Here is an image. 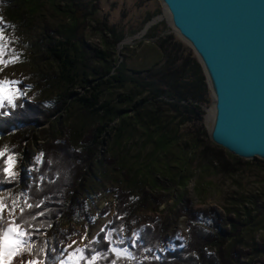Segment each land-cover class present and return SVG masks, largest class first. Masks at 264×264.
Masks as SVG:
<instances>
[{
	"label": "trees",
	"instance_id": "1",
	"mask_svg": "<svg viewBox=\"0 0 264 264\" xmlns=\"http://www.w3.org/2000/svg\"><path fill=\"white\" fill-rule=\"evenodd\" d=\"M2 3L11 21L27 27L43 19L47 4L68 20H45L37 41L47 67L38 80L19 84L15 108H0V132L9 136L18 159L28 162V172L14 180L0 173V199L8 205L2 215L11 210L13 198L21 206L25 199L40 203L23 213L17 207L14 213L29 238H37L32 248L36 259L46 264L59 260L63 245L79 233L76 225L94 224L91 202L110 183L115 205H106L99 215L114 212L95 239L81 247L87 259L79 264H88L97 253L93 264H264V242L243 243L244 233L257 232L264 223V204L257 194L250 202L247 196L234 201L226 214L216 206L194 210L187 202L171 220L148 216L141 224L140 211H158L170 184L186 187L207 154L215 156L207 129L203 136L211 145L187 128L203 125L210 92L190 46L183 52L171 36L161 39L162 60L137 69L116 58L123 34L114 26H107L111 37H105L104 48L87 43L84 30L96 2L0 0V7ZM152 28L150 37L155 36ZM47 90L42 97L28 96ZM181 216L187 218L188 237L177 235L172 248L163 249ZM137 224L134 238L127 237ZM114 247L131 256L123 251L118 256Z\"/></svg>",
	"mask_w": 264,
	"mask_h": 264
},
{
	"label": "rangeland",
	"instance_id": "2",
	"mask_svg": "<svg viewBox=\"0 0 264 264\" xmlns=\"http://www.w3.org/2000/svg\"><path fill=\"white\" fill-rule=\"evenodd\" d=\"M80 2L97 3L96 12L86 21L85 37L87 43L105 47V37L110 38L107 26H114L116 32L123 34L122 40L134 37L127 42L120 41L116 45V58L120 61H127L129 67L137 69H146L154 66L162 60V50L159 48V41L171 36V41L179 43V47L183 52L187 51L189 46L174 31L169 22V15L163 8L161 0H78ZM63 7L64 5L61 4ZM5 4L0 7V26H3V36L5 39L2 43L5 45L4 55L0 56V60H8L15 53L18 60L15 63L0 64V80L8 78L9 80L19 81L20 83H32L38 80L39 71L47 67L45 59L40 58L42 49L38 46V36L42 32L45 20L51 24L67 22V18L60 14L55 8L47 4L44 7L43 19L38 18L31 27L24 24L11 21L4 12ZM154 20L152 25L142 33L145 25ZM155 31V36L150 37L151 29ZM119 45L121 46L119 50ZM19 83V84H20ZM19 84L15 87L17 95L20 91ZM49 93L44 91H33L28 96L42 97ZM212 96L209 92V101L206 104V114L203 125H187V128L199 134L200 141L211 145L209 138L203 136L204 129H207L206 120L211 107ZM5 145L10 149L11 140L5 133L0 132V149ZM214 147L215 156L207 154L209 157L201 164V169L195 170V176L189 181L186 187L174 186L170 184L169 190L166 191L167 200L160 205L158 211L142 210L139 215L141 224H143L148 216H154L160 221L171 220L180 209L185 208L187 202L193 204V209L208 208L216 206L223 214H226L228 207L235 204L234 201L240 203L241 197L247 196L250 199L253 195H260L264 204V162L255 157L247 159L243 157L232 156L225 148L219 146ZM209 153V152H208ZM14 172H28V162L26 159H18L16 156V164L12 169ZM110 183L97 194V200L91 202L90 210L96 215L94 224L90 227L85 226L84 222L78 223L76 228L79 233L73 236L60 250L59 260L54 264H61L62 261L70 264V257L76 253L87 241L95 239L98 232L104 227L105 223L111 219L114 212L112 209L108 215H99L106 205L114 207L115 202L113 195L109 192ZM102 192V193H101ZM183 194L181 202L177 205L178 197ZM236 199V200H234ZM4 218L10 220L8 214L5 213ZM186 216H181L176 224L167 234L163 249L172 248L173 239L180 235L183 239L188 237V225ZM264 220V219H263ZM139 228V224L135 225L128 233L127 237L134 238V229ZM243 243L246 242H264V223L257 232L248 231L244 233ZM254 236V237H252ZM37 239V238H36ZM36 239H30L33 249L36 248ZM73 240L78 241V246L68 253H64V247ZM79 255V253H77ZM25 257H29L25 253ZM36 264H46L42 259H36L34 255L30 256ZM21 257H14L11 262H16ZM264 258V257H263Z\"/></svg>",
	"mask_w": 264,
	"mask_h": 264
},
{
	"label": "water",
	"instance_id": "3",
	"mask_svg": "<svg viewBox=\"0 0 264 264\" xmlns=\"http://www.w3.org/2000/svg\"><path fill=\"white\" fill-rule=\"evenodd\" d=\"M161 2L206 76L211 141L239 157L264 160V0Z\"/></svg>",
	"mask_w": 264,
	"mask_h": 264
},
{
	"label": "snow or ice",
	"instance_id": "4",
	"mask_svg": "<svg viewBox=\"0 0 264 264\" xmlns=\"http://www.w3.org/2000/svg\"><path fill=\"white\" fill-rule=\"evenodd\" d=\"M4 28L0 26V56L4 55L5 45L2 41L5 39L3 36ZM18 60V56L14 53L13 56L8 60H0V64L7 65L10 63H15ZM2 70V69H0ZM19 81L9 80L8 78H4L0 80V108H4L6 105L11 106L12 108L16 107L15 100L17 96L16 85L19 84ZM7 156L6 159L0 161V173H4L6 178L10 180L16 179L18 173L14 172L12 169L16 164V155L5 145L2 149H0V157ZM43 153H41V157ZM41 157H37L39 161ZM3 180H0V183H3ZM40 203L35 205L28 203L27 199L24 200L23 206L19 205L15 198L12 199L11 210L8 215L11 217L10 220H4L3 212L8 205L5 203L3 199H0V261L10 262L14 257H21V259L17 262V264H36V262L31 258H26L25 253L30 257L32 255V246L30 243V238L26 234L27 229L23 227L21 224H17L15 222L14 213L17 207L21 213L24 212L25 207L28 209H32L33 207H40ZM39 215H44L43 212H40ZM35 219V216H33ZM27 223V221H25ZM112 233L108 232V238L111 242ZM123 243V241H120ZM38 252L44 251L43 248L37 249ZM111 251L115 252L118 256L121 251L127 253L131 256L130 253L127 252V249L120 250L118 248H112ZM84 249L80 248L76 250V253H73L70 257V264H79V261L82 259H87L83 256ZM79 253V255H77ZM99 253L91 256L88 259V264H93V262L98 258ZM61 264H66V262L62 261ZM115 264V261L112 262Z\"/></svg>",
	"mask_w": 264,
	"mask_h": 264
},
{
	"label": "bare ground",
	"instance_id": "5",
	"mask_svg": "<svg viewBox=\"0 0 264 264\" xmlns=\"http://www.w3.org/2000/svg\"><path fill=\"white\" fill-rule=\"evenodd\" d=\"M211 115H212V110L209 109V113L207 115V123L210 124L211 121ZM78 246V241L77 240H73L70 243H68L64 249L63 252L66 254L68 253L70 250L76 248ZM26 258H31V257H26ZM21 258H19L16 262H10V264H17V262L20 260ZM32 259V258H31ZM0 264H9V262L6 261H0Z\"/></svg>",
	"mask_w": 264,
	"mask_h": 264
}]
</instances>
